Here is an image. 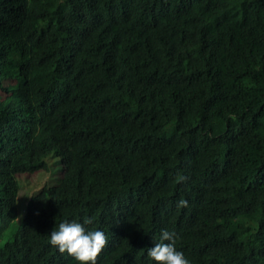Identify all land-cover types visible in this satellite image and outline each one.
Segmentation results:
<instances>
[{
  "label": "trees",
  "instance_id": "obj_1",
  "mask_svg": "<svg viewBox=\"0 0 264 264\" xmlns=\"http://www.w3.org/2000/svg\"><path fill=\"white\" fill-rule=\"evenodd\" d=\"M85 219L96 264H157L164 230L264 264V0H0V264H79L49 240Z\"/></svg>",
  "mask_w": 264,
  "mask_h": 264
},
{
  "label": "clouds",
  "instance_id": "obj_2",
  "mask_svg": "<svg viewBox=\"0 0 264 264\" xmlns=\"http://www.w3.org/2000/svg\"><path fill=\"white\" fill-rule=\"evenodd\" d=\"M177 182H183L186 177L177 175ZM187 201L181 199L178 207H186ZM91 219L83 223L63 221L58 230H52L49 243L58 248L60 253H67L74 257L79 264H96L102 250L108 245V237L101 230H86L85 225L91 224ZM176 234L164 230L160 234L159 242L148 248V256L157 264H190L182 251L176 248Z\"/></svg>",
  "mask_w": 264,
  "mask_h": 264
},
{
  "label": "rangeland",
  "instance_id": "obj_3",
  "mask_svg": "<svg viewBox=\"0 0 264 264\" xmlns=\"http://www.w3.org/2000/svg\"><path fill=\"white\" fill-rule=\"evenodd\" d=\"M49 169L47 171L36 172L27 177V183H23V186L18 191L17 199L20 208L23 207L27 201L28 196H30L34 191L40 189L44 183L51 182L57 179L58 173L56 172L57 162L54 158L49 160Z\"/></svg>",
  "mask_w": 264,
  "mask_h": 264
}]
</instances>
